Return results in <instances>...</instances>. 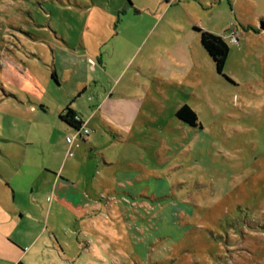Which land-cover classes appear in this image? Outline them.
Wrapping results in <instances>:
<instances>
[{
    "label": "rangeland",
    "instance_id": "rangeland-1",
    "mask_svg": "<svg viewBox=\"0 0 264 264\" xmlns=\"http://www.w3.org/2000/svg\"><path fill=\"white\" fill-rule=\"evenodd\" d=\"M55 1L0 0V15H16L22 22L31 17L40 24L49 22L51 16L53 22L70 17V11L59 8ZM170 1V5L175 3ZM225 4L216 9L229 7L222 27H230L236 18ZM209 21L203 20L207 25ZM144 22L145 18L140 19V28ZM167 23L166 19L162 27L167 29ZM6 28L0 17V39L9 36ZM219 32L230 36L229 30ZM236 33V42L227 39L230 53L223 73L217 71L197 31L190 46L191 57L177 63L174 76L146 77L134 75L131 69L124 79H131L132 112L142 105L143 121L123 142L112 143V133L105 127L96 132L88 127L90 133L84 140L75 128L49 129L39 124L49 116L30 112L29 105L19 102L17 95L18 99L0 103V144L10 136L23 142L20 146L26 151L29 168H43L51 162L60 163L64 156L72 157L83 161L81 182L96 173L99 161L108 157L114 160L118 175L126 174L136 183L128 197L148 201L143 209L130 203V209L137 213L132 212L125 232L113 223L110 231L109 223L101 221L98 238L88 235L87 239L79 227L76 230L81 231L73 235L71 222L53 213L49 220L38 219L37 230L49 226L46 234L52 237L50 230L54 229L59 240L67 244L66 264H264V36L238 29ZM123 57L116 55L111 65L117 67ZM110 81L105 77L100 84L109 86ZM9 93L14 92L3 88L0 98ZM184 104L197 112V126L176 115ZM67 135L76 139L72 148L66 142ZM26 139L29 141H23ZM55 147L58 154L50 159ZM8 164L0 153V166ZM28 185L14 189L16 201L29 206L34 203V207L36 198L45 205L48 194L42 195L36 188L32 191ZM123 233L129 237L125 241ZM136 237L147 245L138 246ZM77 240L83 241L81 249ZM54 241H48L50 247L42 252L45 260L35 258L37 264H47L48 260L53 264L54 257L62 253L52 249Z\"/></svg>",
    "mask_w": 264,
    "mask_h": 264
},
{
    "label": "crops",
    "instance_id": "crops-1",
    "mask_svg": "<svg viewBox=\"0 0 264 264\" xmlns=\"http://www.w3.org/2000/svg\"><path fill=\"white\" fill-rule=\"evenodd\" d=\"M224 2L236 18L230 27L228 24L222 27V20L225 23L228 20L227 4L221 10L224 12L216 9ZM54 4L70 11V17L53 22L51 16L49 22L40 24L30 16L31 21L22 22L16 15H0L9 33L7 38L0 39V90L14 92L1 97L0 103L19 98V102L29 105L30 112L49 116L39 124L49 129L56 126L61 131L74 129L60 118L69 106L86 127L96 129L95 132L100 127L109 129L115 140L112 143L126 141L132 136L133 127L143 121L142 105L132 112L131 79H124L131 69L134 75L146 77L174 76L179 69L177 63L191 57L190 46L196 31L200 34L199 28L211 30L226 40L229 36L219 32L222 29L264 36L260 27L264 20V0H175L171 5L166 0H148L146 4L143 0H56ZM142 18L145 22L140 28L138 22ZM206 18L211 20L208 25L203 22ZM166 19L167 29L162 27ZM116 55L124 56L118 68L111 65ZM105 77L111 81L103 87L100 83ZM67 136L68 147L72 148L76 139L69 143ZM21 143L10 136L0 144L6 164H15L0 166V264H37V257L44 259L42 252L53 239L52 249L62 251L54 257L53 264H66L67 244L59 240L57 231L51 229L54 234L50 237L46 234L49 226L40 230L35 227L40 219L49 220L52 213L71 222L75 227L73 235L83 230L87 239L88 235L98 238L101 221L109 223L110 231L113 223L125 232L134 212L130 203L139 204L141 209L148 203L143 198L128 197L136 183L126 174L118 175L114 160L108 157L99 161L96 173L80 182L83 161L64 156L58 164L51 162L43 168H29ZM58 151L57 147L51 150L50 159ZM23 183L29 184L32 191L36 188L42 195L47 193L45 205L36 198L34 207V203L29 206L16 201L14 189L18 190ZM77 227L81 230H76ZM44 235H48L45 240ZM126 235L123 239L129 238ZM138 237L134 243L147 245ZM77 244L81 249L83 241ZM48 261L47 264H52Z\"/></svg>",
    "mask_w": 264,
    "mask_h": 264
},
{
    "label": "trees",
    "instance_id": "trees-1",
    "mask_svg": "<svg viewBox=\"0 0 264 264\" xmlns=\"http://www.w3.org/2000/svg\"><path fill=\"white\" fill-rule=\"evenodd\" d=\"M199 31L201 34L202 44L212 57L217 71L219 73H223L227 58L230 53V45L228 41L222 35L213 33L211 31L200 28ZM76 114L77 113L68 106L60 115V118L74 127L76 130H79L84 122L83 120H77L75 118ZM176 115L190 125L197 126L199 124L197 112L188 104L181 106L176 111Z\"/></svg>",
    "mask_w": 264,
    "mask_h": 264
},
{
    "label": "built area",
    "instance_id": "built-area-1",
    "mask_svg": "<svg viewBox=\"0 0 264 264\" xmlns=\"http://www.w3.org/2000/svg\"><path fill=\"white\" fill-rule=\"evenodd\" d=\"M166 1L171 2L170 0H166ZM229 37L232 41L236 42L238 40L236 31L231 32ZM75 118L77 120H82L78 114L75 115ZM89 133H90V130L88 127H86V125L84 123H83L82 127L79 130H77V135L81 138H83L85 135H88ZM73 139H74L73 137L67 136V141L69 143H72ZM71 154H72V151H70V155Z\"/></svg>",
    "mask_w": 264,
    "mask_h": 264
},
{
    "label": "water",
    "instance_id": "water-1",
    "mask_svg": "<svg viewBox=\"0 0 264 264\" xmlns=\"http://www.w3.org/2000/svg\"><path fill=\"white\" fill-rule=\"evenodd\" d=\"M260 27H261L262 29H264V20H262V21L260 22Z\"/></svg>",
    "mask_w": 264,
    "mask_h": 264
}]
</instances>
